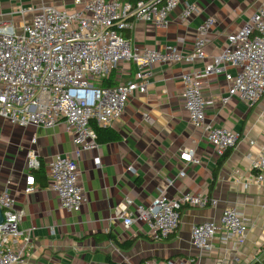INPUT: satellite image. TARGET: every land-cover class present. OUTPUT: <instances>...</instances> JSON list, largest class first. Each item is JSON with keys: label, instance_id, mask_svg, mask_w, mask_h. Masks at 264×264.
Returning <instances> with one entry per match:
<instances>
[{"label": "crops", "instance_id": "0c3cea01", "mask_svg": "<svg viewBox=\"0 0 264 264\" xmlns=\"http://www.w3.org/2000/svg\"><path fill=\"white\" fill-rule=\"evenodd\" d=\"M75 1L21 0V4L78 10L88 0ZM187 3L197 4L200 11L182 19ZM258 4L259 0H182L165 27L131 19L132 27L122 35L133 45H176L183 52L192 49L196 27L205 18H214L215 24L205 34L206 57L202 61L154 64L147 92L132 95L121 116L108 131L101 132L97 149L79 156V183L86 202L78 212L62 209L49 186V162L56 155H72L74 149L64 125L19 127L0 117V193L8 190L14 208L23 212L20 228L32 229V247L24 264H253L264 257V187L251 181L252 160L264 143V96L253 104L233 97L222 105L219 98L228 83L223 76L207 79L204 97L214 103L205 107L204 126L239 133L235 146L222 156L206 139L204 128H191L179 97L182 75L202 71L226 46V36L242 27ZM18 6L0 0V21L18 27L23 20L13 12ZM133 71V65L121 63L111 74L124 81L132 78ZM111 132L118 138L103 140ZM182 148L194 150L196 163L179 160ZM30 149L41 166L32 173L34 191L26 193V153ZM97 158L99 167L94 164ZM186 193H201L217 203L202 208L183 206L176 230L166 239H152L143 221L124 228L122 218L113 219L117 209L128 215L135 206H147L159 195L174 199ZM127 199L133 205L127 206ZM226 207L235 208L244 217L245 241L231 238L223 242L217 234L210 250L193 248L192 225L217 219ZM109 234L116 242L108 239Z\"/></svg>", "mask_w": 264, "mask_h": 264}, {"label": "built area", "instance_id": "2783aa9c", "mask_svg": "<svg viewBox=\"0 0 264 264\" xmlns=\"http://www.w3.org/2000/svg\"><path fill=\"white\" fill-rule=\"evenodd\" d=\"M11 1L19 5L13 12L23 20L18 27L11 21H0V117L19 127L64 125L74 149L72 155H56L49 162V186L62 209L78 212L86 197L79 183L77 160L99 145L91 123L109 126L121 116L132 95L145 94L154 64L202 61L206 57L205 34L215 20L205 18L196 27L192 49L183 52L176 45L141 48L122 35L132 27L131 19L165 27L182 0H88L78 10L52 5L33 8L22 5L21 0ZM199 11L197 4L187 3L180 17L187 19ZM28 14L29 20L25 19ZM121 63L134 66L132 78L112 87L99 86L100 80ZM210 76H223L228 83L226 93L219 98L222 105L233 97L253 104L264 96V0H259L242 27L226 36V46L202 71L182 75L179 97L188 123L193 129L204 128L206 139L222 156L235 146L239 133L204 126L205 107L214 103L204 97ZM178 158L183 163H196L192 148L180 149ZM94 164L99 167L98 158ZM40 166L36 152L28 150L26 193L34 191L32 173ZM251 170V181L264 187V143L252 160ZM14 203L8 190L0 193V264H24L32 247V229L20 228L23 212L16 210ZM216 203L201 193L174 199L162 194L147 206H135L128 215L117 209L113 219L122 218L124 228L143 221L152 239L163 240L176 230L183 206L202 208ZM126 204L133 202L127 199ZM246 233L244 217L235 208L226 207L217 219L192 225L190 238L193 248L210 250L217 234L223 242L233 238L243 243Z\"/></svg>", "mask_w": 264, "mask_h": 264}, {"label": "trees", "instance_id": "16d2710c", "mask_svg": "<svg viewBox=\"0 0 264 264\" xmlns=\"http://www.w3.org/2000/svg\"><path fill=\"white\" fill-rule=\"evenodd\" d=\"M129 1L134 2L135 0H129ZM126 34H128V33H126ZM117 84H118V81L114 79L112 74H110L108 77L102 78L99 82V86H101V87H112V86H115ZM92 127L97 134V141L100 138L101 132L108 131V126L107 127H101V126H98L95 124V125H92ZM117 138H118V135L111 132V135L105 136V138H103V140L109 141V140H116ZM107 237H108V239L112 240L113 242H116L115 238L113 236H111L110 234ZM253 264H264V257H262L259 261L255 262Z\"/></svg>", "mask_w": 264, "mask_h": 264}, {"label": "rangeland", "instance_id": "374dc122", "mask_svg": "<svg viewBox=\"0 0 264 264\" xmlns=\"http://www.w3.org/2000/svg\"><path fill=\"white\" fill-rule=\"evenodd\" d=\"M249 10H250V7L245 11V13L249 12ZM242 22H245V21L242 20Z\"/></svg>", "mask_w": 264, "mask_h": 264}, {"label": "water", "instance_id": "95a60500", "mask_svg": "<svg viewBox=\"0 0 264 264\" xmlns=\"http://www.w3.org/2000/svg\"><path fill=\"white\" fill-rule=\"evenodd\" d=\"M2 221L1 209H0V223Z\"/></svg>", "mask_w": 264, "mask_h": 264}]
</instances>
